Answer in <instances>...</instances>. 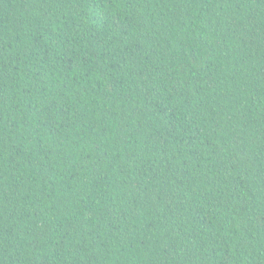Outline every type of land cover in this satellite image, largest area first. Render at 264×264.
Masks as SVG:
<instances>
[{
  "label": "trees",
  "instance_id": "16d2710c",
  "mask_svg": "<svg viewBox=\"0 0 264 264\" xmlns=\"http://www.w3.org/2000/svg\"><path fill=\"white\" fill-rule=\"evenodd\" d=\"M0 264H264V0H0Z\"/></svg>",
  "mask_w": 264,
  "mask_h": 264
}]
</instances>
